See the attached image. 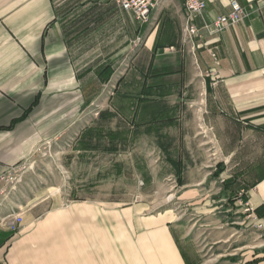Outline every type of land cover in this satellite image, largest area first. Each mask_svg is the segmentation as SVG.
Listing matches in <instances>:
<instances>
[{
    "label": "crops",
    "instance_id": "obj_1",
    "mask_svg": "<svg viewBox=\"0 0 264 264\" xmlns=\"http://www.w3.org/2000/svg\"><path fill=\"white\" fill-rule=\"evenodd\" d=\"M205 1L203 17L193 20L200 36L186 41L184 0H162L147 25L139 24L132 12L121 10L115 0H0V174L22 165L48 136L83 125L84 104L90 105L85 97L99 96L107 88L100 86L101 66L140 39L129 72H139L146 80L149 71L171 69L179 87H172V92L167 87L149 91L143 82L137 94L168 96L177 91L180 95L186 80L187 96L194 97L188 104L189 171H223L220 179L228 182L218 197L213 200L206 195L200 203L213 207L244 192L264 222V3L239 0L248 17L210 36L204 25L228 15L231 8L227 0ZM117 44H127L126 49ZM135 63L141 66L133 67ZM165 121L176 124L174 119ZM191 144H203V155L196 154ZM201 159L204 162L198 163ZM205 186L190 190L195 205L199 203L196 193ZM236 214L240 227L234 240L228 241L226 230L217 243L220 260L264 264L263 235L253 232L244 237L242 233L253 227L244 223V215ZM11 215L19 214L6 216L3 226ZM61 218L51 215L36 224L28 218L26 230L1 251L5 263L196 264L185 252L173 214L171 218L167 212L140 217L137 228L128 232L78 231L70 238L74 243L61 236L60 246H51L56 236L63 235L51 231ZM96 218L77 219L94 222ZM228 218H220L227 221L221 230ZM116 236L123 242L116 244L120 239ZM229 242L235 246L231 254ZM238 256L251 259L242 263L235 260Z\"/></svg>",
    "mask_w": 264,
    "mask_h": 264
},
{
    "label": "rangeland",
    "instance_id": "obj_2",
    "mask_svg": "<svg viewBox=\"0 0 264 264\" xmlns=\"http://www.w3.org/2000/svg\"><path fill=\"white\" fill-rule=\"evenodd\" d=\"M140 43L122 47L117 44L122 50L127 46V50L101 66L99 72L104 71L99 76L100 86L107 88L99 96L85 97L89 98L90 105L84 104L83 125L48 136L27 161L12 167L17 168L15 171L0 174V245L7 243L2 250L7 249L11 238L26 230L28 218L36 224L47 216H63L51 230L63 234L52 240L51 246L59 247L61 236L68 237V243H74L70 238L78 231H112L113 228L119 233L133 231L140 217L167 212L169 218L171 214L178 218L176 232L188 258L196 264L229 262L220 260L217 243L226 230L231 241L240 227L236 199L241 193L213 207H203L204 202L200 203L206 195L214 200L226 189L222 190L224 181L220 176L211 175L213 171H189L192 162L188 149V104L194 97L187 96L186 80L185 87L180 86L183 87L180 95L177 91L168 96L137 94L144 83L149 91L167 87L172 92V87H179L178 77L175 73L172 75L171 69L149 71L146 80L140 78L139 72H129L132 55ZM149 62H145L146 67ZM107 66L110 67L105 69ZM113 89H120L121 93ZM127 91L132 93L126 94ZM166 119H174L175 126L166 124ZM161 120L162 123L157 122ZM191 145L196 154L203 155V144ZM167 159L180 161L179 171ZM205 179V184H201ZM199 185H206V189L196 193L199 203L195 205L191 201L195 196L190 190ZM13 212L23 218V225L12 235L2 230L1 220ZM228 215L230 220L225 230H221L227 221L220 222V218ZM93 217H97V224L95 220L77 219ZM253 232L263 235L260 239L263 243L262 231L252 229L242 234L245 237ZM116 238H120L116 244L123 242L121 236ZM228 245V254H231L235 246L231 242ZM236 259L243 263L251 258L238 256Z\"/></svg>",
    "mask_w": 264,
    "mask_h": 264
},
{
    "label": "built area",
    "instance_id": "obj_3",
    "mask_svg": "<svg viewBox=\"0 0 264 264\" xmlns=\"http://www.w3.org/2000/svg\"><path fill=\"white\" fill-rule=\"evenodd\" d=\"M162 0H115V4L123 11L132 12L136 21L141 25H147L150 22L152 11H154ZM231 11L228 15H222L215 19L212 23H206L204 29L210 36H217L227 27L235 26L243 22L248 17V12L241 6L239 0H227ZM264 3V0H261ZM187 21L183 29L185 40L190 41L200 36V30L193 20L202 18L206 10L207 4L205 0H184ZM139 42L140 39H137ZM215 72H210L214 75ZM17 168H10L7 171H15ZM4 192V191H3ZM1 193V192H0ZM237 201V206L244 215V223L249 221L253 229L264 232V222L261 221L256 208L251 202L245 198V193L242 192ZM240 212V213H241ZM23 225V218L20 215H14L10 218L9 226H4L2 230L10 232L12 235L19 232ZM5 244L0 245V264L5 263L4 254L1 253Z\"/></svg>",
    "mask_w": 264,
    "mask_h": 264
},
{
    "label": "trees",
    "instance_id": "obj_4",
    "mask_svg": "<svg viewBox=\"0 0 264 264\" xmlns=\"http://www.w3.org/2000/svg\"><path fill=\"white\" fill-rule=\"evenodd\" d=\"M109 67H110V66H107L105 69H107V68H109ZM103 71H104V70H102L101 72H99V76L102 75V72H103ZM167 160L170 161V163H171V165H172L173 167L175 166V167H177V170L179 169V167H180V161L173 160V159H167ZM178 171H179V170H178ZM222 172H223V171H215V172H213L212 176H213L214 178H218ZM227 183H228V182H227V180H226L225 183L223 184V186H224L223 189H226V188H227V186H228ZM229 185H231V184H229ZM256 211H258V209H256Z\"/></svg>",
    "mask_w": 264,
    "mask_h": 264
},
{
    "label": "bare ground",
    "instance_id": "obj_5",
    "mask_svg": "<svg viewBox=\"0 0 264 264\" xmlns=\"http://www.w3.org/2000/svg\"><path fill=\"white\" fill-rule=\"evenodd\" d=\"M141 41H142V40H141ZM12 216H14V215H11V216H9V217L6 219L7 226H9V224H10V218H12Z\"/></svg>",
    "mask_w": 264,
    "mask_h": 264
}]
</instances>
